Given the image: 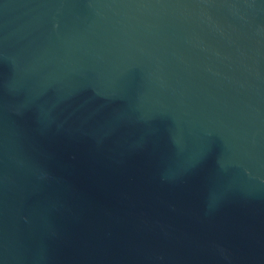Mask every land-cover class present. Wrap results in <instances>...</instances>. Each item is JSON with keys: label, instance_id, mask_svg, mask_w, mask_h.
<instances>
[{"label": "water", "instance_id": "1", "mask_svg": "<svg viewBox=\"0 0 264 264\" xmlns=\"http://www.w3.org/2000/svg\"><path fill=\"white\" fill-rule=\"evenodd\" d=\"M0 264H264V0H0Z\"/></svg>", "mask_w": 264, "mask_h": 264}]
</instances>
